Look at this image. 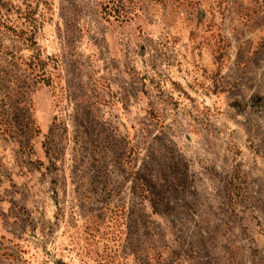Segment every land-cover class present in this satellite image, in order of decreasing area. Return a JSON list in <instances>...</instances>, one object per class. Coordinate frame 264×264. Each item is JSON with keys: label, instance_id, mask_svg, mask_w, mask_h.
<instances>
[{"label": "rangeland", "instance_id": "1", "mask_svg": "<svg viewBox=\"0 0 264 264\" xmlns=\"http://www.w3.org/2000/svg\"><path fill=\"white\" fill-rule=\"evenodd\" d=\"M0 264H264V0H0Z\"/></svg>", "mask_w": 264, "mask_h": 264}]
</instances>
